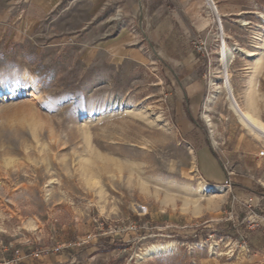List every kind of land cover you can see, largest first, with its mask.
Wrapping results in <instances>:
<instances>
[{"label":"rangeland","instance_id":"1","mask_svg":"<svg viewBox=\"0 0 264 264\" xmlns=\"http://www.w3.org/2000/svg\"><path fill=\"white\" fill-rule=\"evenodd\" d=\"M213 1L223 35L206 0H0V264H264L261 141L215 88L225 41L264 123V0Z\"/></svg>","mask_w":264,"mask_h":264},{"label":"bare ground","instance_id":"2","mask_svg":"<svg viewBox=\"0 0 264 264\" xmlns=\"http://www.w3.org/2000/svg\"><path fill=\"white\" fill-rule=\"evenodd\" d=\"M208 8L212 11V13L215 15V17L219 20L220 28L222 35L224 34L223 26L221 24V17L219 15V10L216 7L213 0H206ZM239 50V49H238ZM241 50H239L240 52ZM235 50L233 48L227 47L225 44V41H223V46L221 50V86L215 87L216 89L223 88L226 92V99L229 102V107L232 110V112L237 116L238 121L240 122L243 127L249 131L252 135L256 136L259 139L264 138V123L261 122L257 117L251 114L250 110L247 108L241 107L240 104L237 102L235 95H234V89L229 79V73H228V67L233 62ZM244 53V52H243ZM248 58H254L257 56V54H251L247 53ZM210 101V99L208 100ZM208 119V117H206ZM204 187V186H203ZM223 187L221 186H215L211 187L209 191L214 193H220L222 192ZM170 244V243H169ZM169 247L168 244H161L158 246H155L151 249H149L144 257H151L156 252H162L166 250Z\"/></svg>","mask_w":264,"mask_h":264},{"label":"crops","instance_id":"3","mask_svg":"<svg viewBox=\"0 0 264 264\" xmlns=\"http://www.w3.org/2000/svg\"><path fill=\"white\" fill-rule=\"evenodd\" d=\"M194 102H195V99L192 98L190 100L191 107L195 105ZM198 163L203 173H205L206 175H210V176L213 174V169L215 167V158L212 155V150L210 149V147L207 146L204 148V151L199 152ZM219 168L221 167L219 166Z\"/></svg>","mask_w":264,"mask_h":264},{"label":"built area","instance_id":"4","mask_svg":"<svg viewBox=\"0 0 264 264\" xmlns=\"http://www.w3.org/2000/svg\"><path fill=\"white\" fill-rule=\"evenodd\" d=\"M260 141H261V146H260L259 151L257 152V158L264 159V138H263V139H260ZM222 166L224 167V170H225V172H226V175H227V176H230V175H231V172L228 171L227 163H226V164L223 163ZM249 200H250V201H253V198L250 197ZM248 205L250 206V204H248Z\"/></svg>","mask_w":264,"mask_h":264}]
</instances>
